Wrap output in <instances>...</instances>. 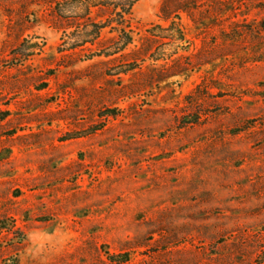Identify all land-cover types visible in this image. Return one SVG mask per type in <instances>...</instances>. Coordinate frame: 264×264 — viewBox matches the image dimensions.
I'll use <instances>...</instances> for the list:
<instances>
[{"label": "rangeland", "instance_id": "374dc122", "mask_svg": "<svg viewBox=\"0 0 264 264\" xmlns=\"http://www.w3.org/2000/svg\"><path fill=\"white\" fill-rule=\"evenodd\" d=\"M0 264H264V0H0Z\"/></svg>", "mask_w": 264, "mask_h": 264}, {"label": "trees", "instance_id": "16d2710c", "mask_svg": "<svg viewBox=\"0 0 264 264\" xmlns=\"http://www.w3.org/2000/svg\"><path fill=\"white\" fill-rule=\"evenodd\" d=\"M89 1V3H90V1H92V0H88ZM135 1V0H134Z\"/></svg>", "mask_w": 264, "mask_h": 264}]
</instances>
